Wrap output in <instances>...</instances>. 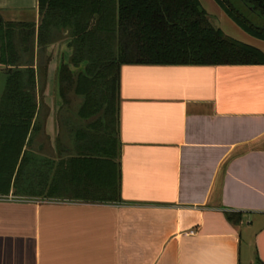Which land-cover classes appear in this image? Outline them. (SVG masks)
<instances>
[{
  "label": "crops",
  "instance_id": "crops-1",
  "mask_svg": "<svg viewBox=\"0 0 264 264\" xmlns=\"http://www.w3.org/2000/svg\"><path fill=\"white\" fill-rule=\"evenodd\" d=\"M0 16V115L32 95L35 153L65 163L57 198L0 195V264H264V64L126 63L117 103L84 105L72 27L41 0Z\"/></svg>",
  "mask_w": 264,
  "mask_h": 264
},
{
  "label": "trees",
  "instance_id": "trees-1",
  "mask_svg": "<svg viewBox=\"0 0 264 264\" xmlns=\"http://www.w3.org/2000/svg\"><path fill=\"white\" fill-rule=\"evenodd\" d=\"M215 1L242 30L264 41V26L255 24L232 0ZM241 1L264 17V0ZM41 11L46 14L44 24L55 18V25L72 27V63L78 66L82 60H88L74 80L75 93L83 97L84 105H115L120 67L126 63L264 64V51L227 35L213 23L200 0H41ZM6 33L10 36L12 30ZM21 101L25 106L19 113L0 115L1 196L17 189V182L31 165V152L25 148L44 131L38 123L32 126V95L24 94ZM60 130L64 135V129ZM76 131L79 135L80 130ZM72 165L76 175L80 172L81 162L73 159ZM113 165V179L101 181V184L116 186L117 166ZM228 215L232 221H237V213Z\"/></svg>",
  "mask_w": 264,
  "mask_h": 264
},
{
  "label": "rangeland",
  "instance_id": "rangeland-1",
  "mask_svg": "<svg viewBox=\"0 0 264 264\" xmlns=\"http://www.w3.org/2000/svg\"><path fill=\"white\" fill-rule=\"evenodd\" d=\"M233 3L245 14L247 15L255 24L259 26H264V17H261L254 13L252 10L248 9L241 0H232ZM206 8L208 9L209 15L212 18L213 23L222 28V30L229 36L234 37L243 42L258 45L264 48V41L255 38L244 30H242L223 10H219L216 13L212 8L209 7L207 1H204ZM255 42V43H254ZM260 44V45H259ZM261 49V48H260ZM74 103L80 102V96L73 97ZM44 100V97H42ZM14 112V108L10 106L9 113ZM40 134H44V131ZM34 143L28 145V150L31 152V165L27 167V173H25L17 182V189L13 188L9 196L15 199H54L59 197V194H65L58 191V184L64 185L65 177V163L64 160L59 162L47 160L44 156H39L35 153ZM30 171V172H29ZM50 180L56 181L52 184ZM31 183V185H29ZM31 186L24 190L25 187ZM16 190L22 191L17 193Z\"/></svg>",
  "mask_w": 264,
  "mask_h": 264
},
{
  "label": "built area",
  "instance_id": "built-area-1",
  "mask_svg": "<svg viewBox=\"0 0 264 264\" xmlns=\"http://www.w3.org/2000/svg\"><path fill=\"white\" fill-rule=\"evenodd\" d=\"M191 232H193V231H191Z\"/></svg>",
  "mask_w": 264,
  "mask_h": 264
}]
</instances>
